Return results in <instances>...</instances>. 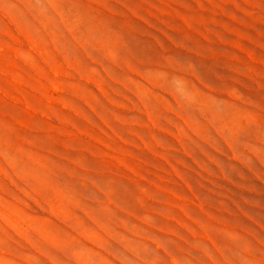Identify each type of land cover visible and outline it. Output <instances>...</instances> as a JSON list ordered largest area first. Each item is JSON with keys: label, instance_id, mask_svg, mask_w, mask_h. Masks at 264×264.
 <instances>
[{"label": "rangeland", "instance_id": "rangeland-1", "mask_svg": "<svg viewBox=\"0 0 264 264\" xmlns=\"http://www.w3.org/2000/svg\"><path fill=\"white\" fill-rule=\"evenodd\" d=\"M0 264H264V0H0Z\"/></svg>", "mask_w": 264, "mask_h": 264}, {"label": "bare ground", "instance_id": "bare-ground-1", "mask_svg": "<svg viewBox=\"0 0 264 264\" xmlns=\"http://www.w3.org/2000/svg\"><path fill=\"white\" fill-rule=\"evenodd\" d=\"M115 35V34H114ZM120 35V34H119ZM119 38H120V36H119ZM121 39V38H120ZM116 40H118V39H116L115 38V43H116ZM110 43H111V41H109ZM109 43V44H110ZM117 44V43H116ZM115 44V45H116ZM118 46V45H117ZM116 47V46H115ZM124 47V46H123ZM118 48V47H117ZM121 48V47H120ZM129 48V47H128ZM118 50V49H117ZM120 50V49H119ZM119 53V52H118ZM114 69V68H113ZM150 76V75H149ZM178 79H181V78H178ZM164 82V81H163ZM169 82V81H168ZM181 82H182V80H181ZM162 83V82H161ZM158 84V83H157ZM170 84H171V82H170ZM182 86V85H181ZM180 86V87H181ZM171 87V86H170ZM173 89V88H172ZM178 89V88H177ZM180 89V88H179ZM183 90H185V88L183 89ZM176 93V92H175ZM179 96V95H178ZM192 96V95H191ZM180 97V96H179ZM176 101V100H175ZM188 101V100H187ZM192 101V100H191ZM183 102H185V100L183 101ZM193 102V101H192ZM191 102V103H192ZM187 104V103H186ZM192 104H194V102L192 103ZM179 105V104H178ZM177 105V106H178ZM148 106V105H147ZM183 106H185V105H183ZM192 107H194V105L192 106ZM176 109V108H175ZM177 110V109H176ZM178 110H180V109H178ZM196 110V109H195ZM206 112V111H205ZM213 113V112H212ZM201 114H202V112H201ZM204 115V114H203ZM206 116H207V114H206ZM212 118V117H211ZM220 118V117H219ZM221 119V118H220ZM223 119H224V117H223ZM191 120V119H190ZM193 121V120H192ZM223 121V120H222ZM224 121H226V123H227V120H225L224 119ZM196 122V121H195ZM219 122V121H218ZM197 123V122H196ZM222 123H224V122H222ZM194 124V123H193ZM226 125V124H225ZM227 126V125H226ZM192 129H193V131H197V129H200V127H191ZM214 128H216V130H217V133H218V135L222 138V139H224V140H226L230 145H231V147H232V150H233V152L235 153V154H239V155H241V152L243 151V149L241 148V145H242V143H241V135H240V133L238 132V131H236L235 129H234V127H214ZM236 128H239V127H236ZM190 129V128H189ZM204 127H203V131H204ZM182 130V129H181ZM209 128L207 129V131L205 132H203L202 134H200V135H204V139H205V141L207 142L208 141V143L209 144H211L212 146H214L217 150H220V148L223 150V148L225 147V145H224V141L223 140H221V138L218 136V135H214L213 134V132H211V130H209ZM240 131V130H239ZM202 132V131H201ZM184 133H186V132H184ZM201 137V136H200ZM188 138V137H187ZM189 140V139H188ZM176 141V140H175ZM193 146V145H192ZM133 191H134V189H133ZM102 192V191H101ZM87 211V210H86ZM85 211V212H86ZM87 214H89L88 212H86ZM91 213V212H90ZM96 215V214H95ZM86 216V215H85ZM90 216H92L91 214H90ZM93 217V216H92ZM88 218V217H87ZM109 226H113V225H109ZM115 226V225H114ZM112 230V229H111ZM111 230L109 231L110 233H111ZM205 231V230H204ZM108 232V233H109ZM114 232V231H113ZM115 233V232H114ZM123 233V232H122ZM125 233V232H124ZM98 234V233H97ZM96 234V235H97ZM117 234V233H116ZM112 235V234H111ZM99 237H101V235H98ZM112 236H114V234L112 235ZM121 236V235H120ZM115 237V236H114ZM125 237H128L127 235L125 236ZM125 237H124V239H125ZM98 239H100V238H98ZM105 239V238H104ZM123 239V240H124ZM127 240V239H126ZM130 240V239H129ZM237 240V239H236ZM131 241V240H130ZM239 241V240H238ZM103 242V241H102ZM132 242H134V240L132 241ZM244 242V241H243ZM243 242H241V243H243ZM136 243V242H135ZM123 244H125V243H123ZM129 244V243H128ZM126 246V245H125ZM128 246V245H127ZM199 246V245H198ZM240 246V245H239ZM135 247V246H134ZM242 249H244V250H246L247 252H254V245H252L251 243H247V244H243L242 246ZM136 248V247H135ZM198 248H200V247H198ZM205 248V247H204ZM131 249V248H130ZM241 249V250H242ZM135 250V249H134ZM70 251V250H69ZM71 252V251H70ZM75 252V251H74ZM73 252V253H74ZM137 251H135V253H136ZM142 252V251H141ZM145 252V251H144ZM147 252V254H150V252H148V250L146 251ZM212 252V251H211ZM213 253V252H212ZM123 254V253H122ZM140 255H142L143 253H139ZM208 254V253H207ZM203 255V254H202ZM85 256V255H84ZM135 256V255H134ZM143 256V255H142ZM144 256H145V254H144ZM144 256H143V258H144ZM149 256V255H148ZM150 256H152L151 254H150ZM136 257V256H135ZM204 257V256H203ZM175 259V258H174ZM89 262V261H88ZM175 263V262H174Z\"/></svg>", "mask_w": 264, "mask_h": 264}]
</instances>
